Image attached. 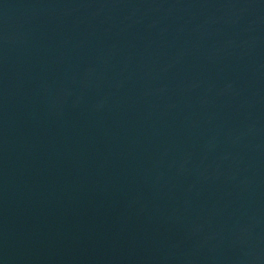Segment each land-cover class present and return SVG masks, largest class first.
I'll list each match as a JSON object with an SVG mask.
<instances>
[{"label": "water", "instance_id": "obj_1", "mask_svg": "<svg viewBox=\"0 0 264 264\" xmlns=\"http://www.w3.org/2000/svg\"><path fill=\"white\" fill-rule=\"evenodd\" d=\"M0 264H264V0H0Z\"/></svg>", "mask_w": 264, "mask_h": 264}]
</instances>
